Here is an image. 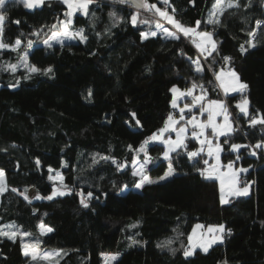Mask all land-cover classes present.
Listing matches in <instances>:
<instances>
[{"label": "trees", "instance_id": "obj_1", "mask_svg": "<svg viewBox=\"0 0 264 264\" xmlns=\"http://www.w3.org/2000/svg\"><path fill=\"white\" fill-rule=\"evenodd\" d=\"M233 1L240 6L226 8L218 24L207 23L215 0L168 1V11L183 26L196 27L200 21L197 29L213 34L217 47L205 59L181 33L180 39L161 34L142 39L141 33L156 27L154 10L103 0L94 1L88 15L78 11L73 16L70 27L83 29L86 40L47 47L43 41L57 16L65 18V5L45 0L28 9L22 0H7L0 9L6 15L0 39L22 43L16 51L0 49V169L6 174L0 231L14 224L19 234L14 240L0 236V264H32L31 256L24 255L22 233L39 235L42 249H63L56 264H104L102 254L107 252L118 254L113 264H264V155L252 156L248 148L230 150L231 144L264 141V126H249L236 108L247 97L250 115L264 114V26L254 40L248 35L255 31V21L264 19V0H251L250 6L248 0ZM148 3L163 7L162 0ZM137 12L133 26L131 16ZM26 53L30 65L52 71L29 73L22 65ZM195 60L203 71H196ZM12 65H18L15 71ZM227 65L247 85L225 97L245 135L235 128L227 144L225 137L219 138L222 161L250 167L251 193L222 203L218 180L197 171L205 166L203 156L189 159L183 150L171 156L172 177L134 189L139 181L132 174L137 149L164 125L172 111L173 86L186 88L196 82L210 98L222 99L214 74ZM187 146L192 151L199 143L192 139ZM164 150L161 143L148 146L151 176L168 169ZM60 160L72 162L63 179L71 191L49 200L55 182L48 179L46 165ZM118 164L125 167L118 169ZM125 186L129 188L123 190ZM29 189L46 197L25 199ZM88 192L93 196L85 208L79 193L87 198ZM196 223L224 225L225 239L207 252L198 249L185 257ZM42 225L53 231L41 233ZM167 241L171 243L157 246Z\"/></svg>", "mask_w": 264, "mask_h": 264}, {"label": "snow or ice", "instance_id": "obj_2", "mask_svg": "<svg viewBox=\"0 0 264 264\" xmlns=\"http://www.w3.org/2000/svg\"><path fill=\"white\" fill-rule=\"evenodd\" d=\"M7 0H0V9H2ZM24 6L28 9H33L39 6H42L45 4V0H22ZM94 2V0H62V3L67 6V10L64 12V20H58L56 24L51 25V29H57V26L59 25L63 31H55L53 32V36L49 39H45L43 43L51 47L50 40L56 39L59 43L63 44V40L60 39L61 37L66 39H76L79 38L80 40L84 41L87 39L86 36H84L83 29H80L76 32H71L69 30V26L73 23L72 17L76 12H82L84 15L89 14V6ZM121 3H128L129 0H120ZM162 3L164 5H168V0H162ZM131 4L133 7L137 9H145L147 11H153L155 14H158L159 17L163 18L165 21H167L169 24L173 25L175 29L178 30V32L183 33L184 37H190L194 36L198 39H193V43L195 44L196 48L199 49L201 54L207 53V56H211L212 52L216 50V43L213 41V34L208 31H197V28H199L200 21L196 22V27H186L183 26L179 21H176L173 16H170L167 14L166 11H162L159 7L156 6V4H150L148 3V0H131ZM251 5V0H248V4L246 6ZM240 5L238 3H233L232 0H228V3H225V0H215V4L213 5L212 10L209 12V18L207 23L209 24H218L220 23L219 15L223 14L226 8H232V7H239ZM174 11V9H173ZM138 15L139 13H134L131 16V23L133 26H135L138 22ZM110 17H116L115 12L109 13ZM6 19V15L3 12H0V37H2L3 34V22ZM117 19H121L118 18ZM140 23H149L147 20H140ZM255 26L257 29L264 26V20H256ZM156 27L158 29H162L164 34L172 39H180V36L177 34V32L169 31L168 28L164 27L161 23L158 21L156 22ZM155 31H151L150 33H141L142 39H146L148 35L156 36ZM34 35H39V33H34ZM249 36H254L255 31H251L248 33ZM22 41L20 39H16L14 45L6 44L0 39V49H11L13 51L18 50L19 46L21 45ZM33 42L31 40L28 41V46L31 47ZM210 45V48L208 47ZM243 45H241V51H244ZM207 56L205 59H207ZM229 59V58H225ZM193 63L196 64V71L201 72L203 71V68L199 62V60L193 61ZM22 65L25 67L29 73H39L43 72V74H48L52 71V69L49 67L47 69L41 70L40 68L30 65L28 62V55L27 53L22 58ZM18 67V65H12L11 70L15 71V69ZM227 75H230L232 77L231 80L225 79ZM215 80L219 82L218 86L223 89L224 93L227 95L229 92H236V91H243L247 88V85L244 83L239 82V78L236 76L235 72L225 73L223 69L220 70V72L215 74ZM18 83V82H17ZM199 88L200 94H194L195 90ZM171 92L173 93V98L171 101V105L173 108L178 107V101L182 98L191 97L190 103H185L183 107L179 108V118L177 119L173 115H169L164 122V126L158 130L157 133H153L151 136L146 138L137 149L138 152L144 153L145 159L143 163L139 165V168L133 171V176H138L139 181L135 184L136 188H142L145 184H152L156 183V181L152 180L146 173L145 168L147 164L151 163L152 160L150 157H148L147 153V145H149L150 142L153 141H160L164 146L165 150L163 151V158L165 160H169L168 164V170L164 173L163 176H161L159 179L163 180L166 179L168 176L172 175L174 172V169L171 164V154L177 153L179 155L180 153L178 150H183L186 152L189 159H194L197 157H201L202 154H206L207 157L212 158L215 157V164L210 165L209 159H203V164L207 167L203 169H197V171L201 172L203 175L205 172H207L208 177H211L213 175L216 176L220 180V188H221V202L226 203L227 201L223 197V192L225 185L227 184L229 192L231 195L235 196H241V195H248V186L245 185L244 187L238 186V174L239 173H246L248 171L247 168H235L234 169V162H229L227 165V171L221 172V164H220V153L223 151V148L220 143L216 142L214 143V140L218 141L220 137H225L224 143L227 144L229 142V139L231 138V134L236 131V129L233 127V123L230 119L231 114L228 111L227 105L220 100H208L207 99V89L204 88L202 84H197L196 82H193L190 88H186L183 91L179 89L176 86H173L171 89ZM89 96H91V91H89ZM199 105V112L200 115L203 116L205 113H207V119L200 121L197 119V116L195 114L191 115L190 117L186 118L185 112L192 113L193 109ZM249 101L247 98H243L240 103L236 105V108L239 109V112L244 115V117L248 118L247 122L249 126L255 127L256 125H262L264 126V114H260L257 112V114L250 115L249 113ZM217 117H222V122L217 121ZM132 119H135V113H132ZM181 121L184 123L181 125ZM139 120H136V124H139ZM177 125H180L177 127ZM189 126L192 129L191 136L193 139L198 141L200 147L196 148L195 150L189 151L188 146L185 143V140L188 137V128ZM197 129L199 131H197ZM211 129V137L206 134L207 130ZM175 132L176 137L173 139L171 136H167L165 138L166 133ZM131 148V146H129ZM251 147L254 150L252 151V155L255 156L257 153L255 149L264 150V141L256 143L254 146L252 145H241V144H231L230 150L232 152H238L241 148H248ZM101 159H108L107 157H101ZM240 156H236V160H239ZM95 158L93 159V163H95ZM114 164L116 163L115 160L112 161ZM199 162V161H197ZM136 161H133V164H135ZM37 164H39V161H37ZM125 165L118 164V169H123ZM49 172H52V169L49 168ZM5 173L3 170H0V193H3L5 188V181H4ZM49 180L59 179L61 182L63 181V177L59 172L56 173L55 177L52 175L48 176ZM66 187V186H65ZM13 192L16 191V189H12ZM27 191V190H25ZM71 190H69L70 192ZM66 193L64 191H57L53 190L51 195L46 197L47 199L51 200L53 197L57 195H65ZM79 195L82 197L80 200V203L83 207L87 208L89 206L88 199L92 198L93 194L91 192L87 193V198H84L83 193H79ZM41 197L37 195L36 199H40ZM25 199H28L27 196H25ZM135 225H133L134 227ZM9 231H0V236L8 237L9 239H15L17 236L16 231H11L15 226L14 225H7L6 226ZM197 228L202 227L201 225H197ZM47 232L53 231L51 228L46 229ZM214 229L209 227L208 232H213ZM220 231H223V226H220ZM193 233L195 234V229L193 230ZM22 236H28L30 233H22ZM131 239V238H130ZM220 239L219 236L213 237L212 240L208 241L207 244L201 243L199 246L203 248L205 252L208 250V246L211 243H215L216 240ZM188 240L191 244L190 248L185 249L184 255L185 257H188L193 254V250L195 247H197V244L192 243L193 242V236L190 235L188 237ZM132 243L136 244L139 243L138 241L132 239ZM171 243V241L164 242L163 244H158V247H164L166 244ZM39 241L36 242V244H24V255H29V249L31 250V257L33 260H36L38 255L44 259L51 261L54 257L59 256L58 252H44L42 254L38 253ZM174 251V250H173ZM117 256L115 254H105L104 255V261L105 264H111V262L115 261Z\"/></svg>", "mask_w": 264, "mask_h": 264}, {"label": "rangeland", "instance_id": "obj_3", "mask_svg": "<svg viewBox=\"0 0 264 264\" xmlns=\"http://www.w3.org/2000/svg\"><path fill=\"white\" fill-rule=\"evenodd\" d=\"M232 2L235 4V1H233L232 0ZM225 3L227 4L228 3V0H225ZM214 4H215V2H214ZM213 4V5H214ZM212 8H213V6H212ZM212 8H211V10H212ZM210 10V11H211ZM65 19V18H64ZM63 19V20H64ZM69 30L71 31V32H75L70 26H69ZM55 31H63V29L60 27L58 30H55V29H53V31H52V34H50L48 37H47V39H49L50 37H52L53 36V32H55ZM152 31V30H151ZM150 31V32H151ZM150 32H146V33H150ZM60 39H62L63 40V43H65V42H69V41H72V40H78L79 38H76V39H66V38H63V37H61ZM50 43H51V45L52 46H54V45H56V44H61V43H59L56 39H51L50 40ZM44 44V43H43ZM10 45V44H9ZM12 45H14V44H12ZM45 45V44H44ZM195 45V44H194ZM46 46V45H45ZM51 46V47H52ZM48 47V46H47ZM199 50V49H198ZM199 55L200 56H202L203 58H205L206 56H205V54H202L201 55V53L199 52ZM177 87V86H176ZM200 90V89H199ZM232 112V111H231ZM176 117V116H175ZM218 118V117H217ZM198 120H200V121H203V119L201 118V117H198ZM217 120H219V119H217ZM233 120V119H232ZM234 123V122H233ZM234 128H236L235 127V125H234ZM206 134H208L210 137H211V129H208L207 130V132H206ZM151 136V135H150ZM149 137V136H148ZM147 137V138H148ZM216 142H218V143H220V140L218 139V141H216V140H214V143H216ZM152 144V142H150L149 143V145H151ZM149 145H147V153H148V157H150L151 158V155H150V153H149V151H148V146ZM253 146H254V144H253ZM248 149H250V151H251V148H249L248 147ZM258 151L261 153V154H259V155H264V150H260V149H258ZM44 158H45V156H42L41 158H39V161L43 164V163H45V161H44ZM50 158H52L53 159V157H51L50 156ZM146 157H145V155H144V153H140V152H137V154H136V156H135V159H134V161H136V163L135 164H133L134 166H133V170H132V172L134 171V170H136V169H138L139 168V165L141 164V163H143V161H144V159H145ZM55 160V159H54ZM152 160V159H151ZM56 161V160H55ZM46 164H48V163H46ZM151 163H149V164H147V166H146V168H145V173L152 179V180H154V181H156V182H161V181H164V180H167L168 178H170V177H172L173 175H174V173L175 172H173V174L172 175H170V176H168L166 179H163V180H160L159 178L161 177V176H163L164 175V173L168 170H166L162 175H160V176H151L149 173H148V171H147V169H148V167H149V165H150ZM48 168H51L52 169V172H51V175L52 176H54L55 177V175H56V173L57 172H59L60 174H61V176L63 177V179H64V176L66 175V173L68 172V171H70V170H72L73 169V165H72V162H68V161H61L60 160V162L59 163H57V164H55V165H52V164H49V165H46ZM0 170H2V169H0ZM3 172H4V170H3ZM5 173V172H4ZM4 181H5V188H6V174H5V177H4ZM55 183H54V188H53V190L55 189V190H57V191H64L65 193H67L68 191H69V189L68 188H66L64 185H63V181L61 182V180H59V179H54L53 180ZM240 181H241V175H240ZM242 185V184H241ZM241 188L242 187H244V186H240ZM129 187L128 186H125L124 188H123V190H127ZM134 189H137V190H140L141 188H136L135 186H134ZM251 190V188L250 187H248V192ZM0 195H1V193H0ZM37 195H39L41 198L40 199H36V197H37ZM49 195H51V193L49 194ZM48 195V196H49ZM23 196H27L28 197V199H33V200H41V199H44L46 196H42L41 194H38V193H36L35 191H34V189H29V193L28 194H24ZM47 196V197H48ZM58 196V195H57ZM54 198V197H53ZM84 198H86V196H84ZM8 225H14V224H8ZM197 225H201L202 227H200L201 229L202 228H204V227H207V226H203V224H201V223H196L195 224V226L193 227V229H195V234L194 233H192L191 232V235L193 236V242L192 243H195V244H197V247H200V246H198L199 244H201V243H208V241H210L212 238H210V237H208L207 235H202V237H198L200 234H202L203 232H201V231H199L198 230V228L196 227ZM7 225H5L4 227H3V231H9V229L6 227ZM15 227L13 228V229H11V231H16L17 232V235L19 234L18 232V227L16 226V225H14ZM209 226V225H208ZM218 226H220V225H217V224H215V225H210L209 227H218ZM47 228H49V227H47ZM46 226H41V233H47V231H46ZM23 238H24V244H36V242L37 241H39V244H38V248H37V251H38V253H40V254H42V253H44V252H58L59 253V256H56V257H54L51 261H48V260H44V259H42L39 255H38V257H37V259L36 260H33L32 259V257H31V262H32V264H56L57 262H58V260L63 256V254H64V250L63 249H61V248H45V249H42L41 248V237L39 236V235H36V236H34V235H28V236H23ZM222 241V239L220 240V241H218V242H221ZM214 244H217V243H214ZM213 244V245H214ZM212 246V245H211ZM191 247V244H190V242H189V245H188V247L187 248H190ZM197 247H195V249L197 248ZM195 249L193 250V252L195 251ZM29 252H30V256H31V250L29 249ZM109 253H111V252H107V253H104V254H102V257H103V260H104V255L105 254H109ZM111 254H115L117 257H118V254L117 253H111ZM117 259V258H116ZM114 262V261H113ZM113 262H111V264H113ZM104 264H105V261H104Z\"/></svg>", "mask_w": 264, "mask_h": 264}, {"label": "crops", "instance_id": "obj_4", "mask_svg": "<svg viewBox=\"0 0 264 264\" xmlns=\"http://www.w3.org/2000/svg\"><path fill=\"white\" fill-rule=\"evenodd\" d=\"M59 1H61L62 2V0H59ZM169 1V0H168ZM65 5V4H64ZM156 6L157 7H159L162 11H166L167 12V14L168 15H170V16H173V18L176 20V21H178V19L174 16V14H172L170 11H168V10H165L162 6H159L158 4H156ZM40 7V6H39ZM65 7L67 8V6L65 5ZM36 8H38V7H36ZM33 9H35V8H33ZM74 16V15H73ZM152 16L153 17H158V18H161V17H159V15L158 14H152ZM156 19V18H155ZM163 19V18H162ZM157 20V19H156ZM72 21H73V17H72ZM171 25V24H170ZM173 28L172 29H170V28H168V30L169 31H172V32H177V34L179 35V33L180 32H178V30L177 29H175L174 28V26L173 25H171ZM165 27V26H164ZM193 28H195V27H193ZM152 31H155L157 34H161V35H165L164 34V32H163V30L162 29H158L157 27H155L154 29H152ZM197 31H200V30H198L197 29ZM52 34V33H51ZM182 35H183V33H181ZM166 36V35H165ZM189 38H191V40L193 41V39H198L197 37H194V36H190ZM213 41L216 43V47H217V42H216V40H215V38H214V36H213ZM208 47L210 48V45H208ZM195 48H196V46H195ZM197 49V48H196ZM197 51L198 52H200L198 49H197ZM205 54V56H207V53H204ZM202 55V54H201ZM221 69H223L224 71H225V73H230V72H235L236 73V76L239 78V82H241V83H244V84H246L245 82H243V81H241L240 80V76H239V74L236 72V70L234 69V68H229V69H227L226 67L225 68H220L216 73H218V72H220V70ZM215 73V74H216ZM214 79H215V76H214ZM225 79H227V80H231L232 79V77L230 76V75H227L226 77H225ZM215 83H216V86L219 88V90H220V92L222 93V95H223V98L222 99H216V98H210L209 97V92L207 91V99L208 100H220V101H223L226 105H227V108H228V111H229V113L231 114V117H230V119H231V121H232V123H233V120H232V112H231V109H230V107H229V104H228V102H227V100H226V96H228V95H232V94H235V93H240V92H242V91H236V92H229L227 95L224 93V91H223V89L222 88H220L219 86H218V84H219V82L218 81H216L215 80ZM178 87V86H177ZM191 86H189V87H186V88H190ZM179 89H181L182 91L184 90V89H186V88H181V87H178ZM245 90V89H244ZM243 90V91H244ZM194 94H200V91L199 92H197L196 90H195V93ZM172 95H173V93H172ZM173 98V97H172ZM244 98H247V97H244ZM243 99V98H242ZM241 99V100H242ZM248 99V98H247ZM241 100L239 101V102H237L236 103V105L238 104V103H240L241 102ZM248 101H249V99H248ZM191 102V97H187V98H182V99H180L179 101H178V107L177 108H173L172 107V111L168 114V116L171 114V115H173L174 117L176 116V118L178 119L179 118V108L180 107H183V105L185 104V103H190ZM248 108H249V113H250V103H249V105H248ZM193 114H195L196 116H197V119H198V117H201L203 120H206L207 119V113H205L203 116H201L200 115V112H199V105H197V107L196 108H194L193 109V112L192 113H188L187 111L185 112V116H186V118H188V117H190L191 115H193ZM167 116V117H168ZM167 119V118H166ZM217 119H219V120H217L218 122H222V120H223V118L222 117H218ZM166 121V120H165ZM184 122L183 121H181V125L183 124ZM164 126V125H163ZM162 126V127H163ZM180 125H177V127H179ZM161 127V128H162ZM233 127H234V123H233ZM197 131H199L198 129H197ZM158 132V130L157 131H155L154 133H157ZM191 132H192V129H191V127L189 126V128H188V135H191ZM167 136H171L173 139H175V137H176V133L175 132H171V133H166L165 134V138H167ZM192 137V136H191ZM193 139V138H192ZM153 143H161L160 141H153L152 142V144ZM185 143H186V140H185ZM162 144V143H161ZM221 144V143H220ZM240 144V143H239ZM241 145H243V144H241ZM221 146H222V144H221ZM198 147H200V145L198 146ZM164 148H165V146H164ZM242 149V148H241ZM240 149V150H241ZM179 151V150H178ZM173 154V153H172ZM172 154H171V156H172ZM201 156H203V158L204 159H209V164L210 165H214L215 164V157H212V158H209V157H207V155L206 154H202ZM162 158H163V155H162ZM164 159V158H163ZM152 161H153V159H152ZM220 164H221V168H220V171L221 172H226L227 171V165H228V163L226 164V163H224L223 161H222V152L220 153ZM233 166H234V169L235 168H245V167H237L235 164H233ZM205 167H207V166H204V168ZM247 169H248V171L250 170V167L248 168L247 167ZM247 171V172H248ZM205 174V176L206 177H208V174H207V172H205L204 173ZM241 174H243V172L242 173H239L238 174V177H237V179H238V181H239V183H238V186L240 187V186H243V185H241V181H240V175ZM157 177V176H156ZM208 178H213V179H216V180H218V182H219V186H220V180L218 179V178H216V176L215 175H213V176H211V177H208ZM251 188V187H250ZM220 192H221V188H220ZM251 193V190L248 192V195ZM221 195H222V193H221ZM241 196H247V195H241ZM223 197H224V199L227 201V202H229L230 201V199L232 198V197H238V196H235V195H231L230 194V192H229V189H228V186H227V184L225 185V188H224V192H223ZM226 202V203H227ZM195 226V225H194ZM193 226V227H194ZM203 226H207V225H203ZM210 226V225H209ZM209 226H207V227H204V228H198V230L199 231H201V232H203L202 234H200L198 237H202V235H207L208 237H210V238H212L213 239V237H215V236H219L220 237V239H218V240H216V242L215 243H217V244H219V243H223L224 242V239H225V231H226V229H225V227H224V225H222L223 226V231H220V226H218V227H211V228H213L214 229V231L213 232H208V228H209ZM193 228H192V233H193ZM191 235V233L189 234V236ZM188 236V237H189ZM211 239V240H212ZM222 239V241L221 242H218V241H220ZM205 244H207V243H205ZM213 244L214 243H211L209 246H208V250L213 246ZM188 245H189V240H188ZM212 245V246H211ZM215 245V244H214ZM199 246V245H198ZM202 250V251H204L203 250V248H201V247H197L196 249H195V251L196 250ZM194 251V252H195ZM193 252V253H194Z\"/></svg>", "mask_w": 264, "mask_h": 264}, {"label": "built area", "instance_id": "obj_5", "mask_svg": "<svg viewBox=\"0 0 264 264\" xmlns=\"http://www.w3.org/2000/svg\"><path fill=\"white\" fill-rule=\"evenodd\" d=\"M94 1H102V0H94ZM103 1H106V0H103ZM107 2H108V1H107ZM109 2H112V1H109ZM163 8H164L165 10H168V9H169V2H168V5H167V6L163 4ZM63 15H64V12H63ZM60 17H61V15H58V16H57V20H59ZM155 18H156V19L158 20V22L161 23L163 26H165V27H170V26L168 25L167 21H165L164 19H162V18H158V17H155ZM262 20H264V19H262ZM257 30H258V29L256 28V29H255V35L250 37L251 40H254V39H255V37H256V35H257ZM193 46L195 47L194 44H193ZM198 53H199V52H198ZM214 76H215V74H214ZM196 91L199 92V91H200L199 88H197ZM232 119H233V122H234V125H235L236 129H238L243 135H245V132L242 131V129L240 128V126H239V124L237 123V121H236L235 116L233 115V113H232ZM191 140H192L191 135H188V137H187V139H186V144H188ZM243 145H252V146H253V144H252L251 142H249V141H245V142L243 143ZM249 148H251V147H249ZM253 150H254V149L251 148L250 155H252L251 153H252ZM255 151H256V153H257V154L255 155V157L258 156L259 154H261V153L258 151V149H255ZM184 152H185V151H184ZM185 153H186V152H185ZM252 156H253V155H252ZM241 179H242V185H243V186L247 185L248 187H251L252 181L249 179L247 172L244 173V174L241 176Z\"/></svg>", "mask_w": 264, "mask_h": 264}, {"label": "water", "instance_id": "obj_6", "mask_svg": "<svg viewBox=\"0 0 264 264\" xmlns=\"http://www.w3.org/2000/svg\"><path fill=\"white\" fill-rule=\"evenodd\" d=\"M106 1H112V2L121 3L120 0H106ZM121 4L129 5V6L133 7L132 4H131V0H129L128 3H121ZM133 8H135V7H133ZM135 9H137V8H135ZM58 29H59V25L57 26V29H55V30H58ZM226 68L229 69L230 65H227Z\"/></svg>", "mask_w": 264, "mask_h": 264}]
</instances>
